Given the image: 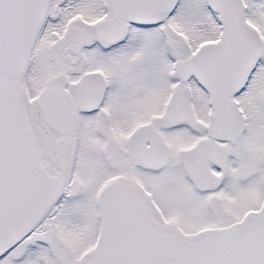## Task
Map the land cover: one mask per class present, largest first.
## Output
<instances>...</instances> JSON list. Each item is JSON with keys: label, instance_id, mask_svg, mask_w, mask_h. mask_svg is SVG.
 I'll use <instances>...</instances> for the list:
<instances>
[{"label": "snow or ice", "instance_id": "1", "mask_svg": "<svg viewBox=\"0 0 264 264\" xmlns=\"http://www.w3.org/2000/svg\"><path fill=\"white\" fill-rule=\"evenodd\" d=\"M0 264H264V0H0Z\"/></svg>", "mask_w": 264, "mask_h": 264}]
</instances>
